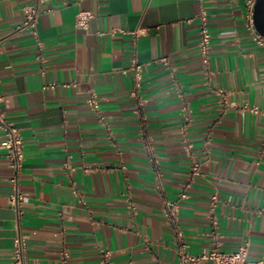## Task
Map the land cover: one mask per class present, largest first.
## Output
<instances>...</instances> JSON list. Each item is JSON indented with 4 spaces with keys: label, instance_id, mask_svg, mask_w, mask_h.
<instances>
[{
    "label": "crops",
    "instance_id": "obj_1",
    "mask_svg": "<svg viewBox=\"0 0 264 264\" xmlns=\"http://www.w3.org/2000/svg\"><path fill=\"white\" fill-rule=\"evenodd\" d=\"M246 1L0 0V108L23 139L18 217L0 129V264H12L18 233L25 264H103L106 251L110 264H192L181 244L198 256L245 242L249 259L264 258V50ZM34 4L40 52L20 29ZM81 9L87 30L74 23ZM190 178L178 239L162 206Z\"/></svg>",
    "mask_w": 264,
    "mask_h": 264
},
{
    "label": "built area",
    "instance_id": "obj_2",
    "mask_svg": "<svg viewBox=\"0 0 264 264\" xmlns=\"http://www.w3.org/2000/svg\"><path fill=\"white\" fill-rule=\"evenodd\" d=\"M42 0H37V2H41ZM255 0H247L246 1V29L248 30L252 41L262 50H264V36L261 35L257 29L255 28L253 22V9H254ZM24 20L20 26V29H29L31 34L36 38V45L38 47L39 52L42 50V42L37 39L36 32V24H37V14L38 8L37 4L25 6L24 7ZM93 14L90 10L81 9L75 14L74 23L76 27L82 30H87L89 21L92 18ZM200 21L201 27L199 30V40L198 45L200 49V53L202 56V65L204 69H206L207 61H208V49L210 43V34L206 26L207 16L204 11L200 13ZM137 34V32H135ZM163 61L165 58L162 59ZM130 67L134 72V80H133V90L132 95H137V92L140 88L141 84V65L136 61L135 58H131ZM207 70V69H206ZM221 96L224 95L221 89L218 90ZM2 101V94L0 93V102ZM88 104L94 109L97 110L99 105L97 101L90 97L87 99ZM244 108H248L252 113H259V110L256 107L249 108L245 106ZM0 129L3 132L4 136V150L5 157L8 160V165L11 168L12 175L9 178V182L12 186V192L9 196L8 203L16 212L19 217L22 213V200L23 196L19 189V176L21 174L22 169V160H23V139L19 129L8 120L5 113L0 108ZM198 174V164L193 163L191 166V178ZM191 178L189 182L183 184V188L181 191L177 193L176 198L171 200H166L162 206V216L165 222L170 226L173 230L174 235L181 239L182 233L179 229L178 225V207L179 201L186 198V187L190 185ZM218 202V199L215 195L210 197V206L213 209ZM183 257L185 260L191 262L192 264H197L201 261L207 260L210 261L211 264H264V258L259 259H249L248 258V243L245 242L238 246L234 251L225 252L219 250L217 247H213L208 252L198 255L192 256L188 253H184L185 245L181 244ZM69 254L66 250L61 252L60 258L63 262H65L68 258ZM109 252L106 251L103 254V264H110L108 260ZM26 258V238L21 233H18L14 238V246L12 249V264H25Z\"/></svg>",
    "mask_w": 264,
    "mask_h": 264
},
{
    "label": "water",
    "instance_id": "obj_3",
    "mask_svg": "<svg viewBox=\"0 0 264 264\" xmlns=\"http://www.w3.org/2000/svg\"><path fill=\"white\" fill-rule=\"evenodd\" d=\"M253 22L257 31L264 36V0H255Z\"/></svg>",
    "mask_w": 264,
    "mask_h": 264
}]
</instances>
